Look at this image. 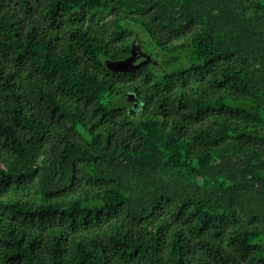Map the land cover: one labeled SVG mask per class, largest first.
I'll list each match as a JSON object with an SVG mask.
<instances>
[{"label":"trees","instance_id":"1","mask_svg":"<svg viewBox=\"0 0 264 264\" xmlns=\"http://www.w3.org/2000/svg\"><path fill=\"white\" fill-rule=\"evenodd\" d=\"M0 264H264V0H0Z\"/></svg>","mask_w":264,"mask_h":264},{"label":"water","instance_id":"2","mask_svg":"<svg viewBox=\"0 0 264 264\" xmlns=\"http://www.w3.org/2000/svg\"><path fill=\"white\" fill-rule=\"evenodd\" d=\"M138 60L137 52L135 47L132 48V54L123 59V60H117V61H108L106 62L107 67L111 71H118V72H131L134 71L136 68L140 66V63H136ZM148 60H146L147 62ZM139 103L136 102L134 106L132 107V112H135L136 108L138 107Z\"/></svg>","mask_w":264,"mask_h":264},{"label":"rangeland","instance_id":"3","mask_svg":"<svg viewBox=\"0 0 264 264\" xmlns=\"http://www.w3.org/2000/svg\"><path fill=\"white\" fill-rule=\"evenodd\" d=\"M137 109V108H136ZM136 111V110H135Z\"/></svg>","mask_w":264,"mask_h":264}]
</instances>
